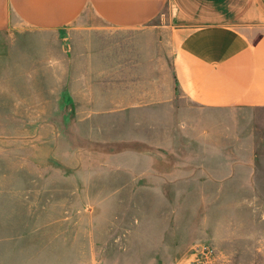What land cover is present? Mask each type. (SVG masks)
<instances>
[{
    "label": "rangeland",
    "instance_id": "obj_1",
    "mask_svg": "<svg viewBox=\"0 0 264 264\" xmlns=\"http://www.w3.org/2000/svg\"><path fill=\"white\" fill-rule=\"evenodd\" d=\"M109 35L77 21L0 31V251L15 264H264V109L176 93L77 122V43Z\"/></svg>",
    "mask_w": 264,
    "mask_h": 264
},
{
    "label": "crops",
    "instance_id": "obj_2",
    "mask_svg": "<svg viewBox=\"0 0 264 264\" xmlns=\"http://www.w3.org/2000/svg\"><path fill=\"white\" fill-rule=\"evenodd\" d=\"M75 21L111 36L77 43V122L163 109L176 93L199 109H264V0H0V31Z\"/></svg>",
    "mask_w": 264,
    "mask_h": 264
}]
</instances>
